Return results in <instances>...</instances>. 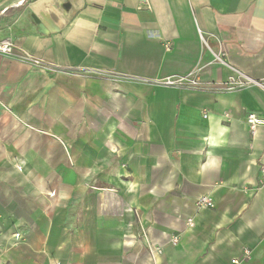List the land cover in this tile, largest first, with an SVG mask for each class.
<instances>
[{"label":"crops","instance_id":"obj_1","mask_svg":"<svg viewBox=\"0 0 264 264\" xmlns=\"http://www.w3.org/2000/svg\"><path fill=\"white\" fill-rule=\"evenodd\" d=\"M6 38L0 264H264V90L221 89L264 78V0H0Z\"/></svg>","mask_w":264,"mask_h":264},{"label":"built area","instance_id":"obj_2","mask_svg":"<svg viewBox=\"0 0 264 264\" xmlns=\"http://www.w3.org/2000/svg\"><path fill=\"white\" fill-rule=\"evenodd\" d=\"M150 8V7H149ZM202 36V34H201ZM202 39L205 43L206 46L209 47L207 40L202 36ZM167 48L170 49V44H167ZM213 56H214V61L220 64H226L228 65V62L226 60V52L224 51L223 48H220L217 51H214L211 49ZM0 53L2 54H16V46L15 43L9 39H3L0 41ZM19 58L21 60H24L30 64H33L35 66H39L42 68H49L51 67V64L46 61L43 58L37 57L29 52H20L17 53ZM233 70V74L229 77V79L224 82L223 86L221 89L223 90H236L240 88H244L249 85H254L262 88L264 90V78L262 79H255L252 78L248 75H246L244 72L241 70L231 66ZM115 72H109L107 73V76L115 77ZM157 83H161L167 86H176V87H190V88H199L202 85V80L200 77V68H196L195 70H192L186 75L182 76H170L161 80H158ZM207 116V114H205ZM227 117L230 118V116L227 114ZM245 122L248 124L249 128L254 131L255 128L261 124H264V116H261L257 113L251 112L249 113L246 118ZM262 173V184L264 185V167L261 169ZM197 206L199 208L201 207H210L213 208L215 206V201L214 199L209 196L205 195L202 196L197 200ZM189 225L194 224L193 218L188 219ZM179 236L176 235L172 238V242L174 244L179 242ZM157 252H162V248H155ZM251 250L245 249L242 252L241 257L233 258L232 263L233 264H242L243 262L247 261L251 257Z\"/></svg>","mask_w":264,"mask_h":264}]
</instances>
